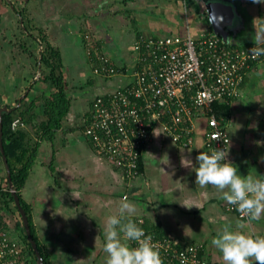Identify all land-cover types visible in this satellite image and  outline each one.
<instances>
[{
    "label": "crops",
    "instance_id": "crops-1",
    "mask_svg": "<svg viewBox=\"0 0 264 264\" xmlns=\"http://www.w3.org/2000/svg\"><path fill=\"white\" fill-rule=\"evenodd\" d=\"M207 2L217 3L220 18L231 15L230 7L234 12L225 44L254 43L255 29L264 27V4L252 0H0V108L21 107L25 112L21 128L29 151L44 120L40 114L43 97L51 92L50 84L42 80L49 69L39 63L43 45L38 37L44 36L59 50L69 68H78L65 78L67 89L74 88V92L67 93L71 107L63 127L52 142L40 141L20 192L30 206L47 264H106V218L118 214L119 202L125 198L135 205L131 217L135 222L141 219L142 225L178 246L197 247L207 264H224L211 240L225 225L240 222L246 231L264 235V215L252 221L239 219L228 210L221 193L212 185L196 184L194 170L185 165L188 160L195 165L198 152L209 151L203 112L193 121V141L188 148L177 145L155 124L141 155L142 169L132 178L94 152L78 129L87 109L78 112L72 108L73 100L92 89L98 93L86 105L96 95L112 92L131 80L136 62L133 45L138 38L216 34L208 19ZM84 34L124 72L111 78L93 74ZM86 82L92 86L88 90L82 87ZM227 123L231 140L227 159L241 176L264 175V63L248 70L239 96L229 103ZM5 176L0 156L1 184ZM0 211L12 237L20 238L22 224L14 204ZM213 220L215 223L210 222Z\"/></svg>",
    "mask_w": 264,
    "mask_h": 264
},
{
    "label": "built area",
    "instance_id": "built-area-1",
    "mask_svg": "<svg viewBox=\"0 0 264 264\" xmlns=\"http://www.w3.org/2000/svg\"><path fill=\"white\" fill-rule=\"evenodd\" d=\"M223 44L218 34L137 39L133 46L136 68L130 73L131 80L123 87L94 97L81 118L82 135L94 152L125 168V175L133 178L139 173L136 168L155 124L159 123L177 145L188 148L193 141V121L205 109L210 111L205 146L228 152L230 137L210 106L236 99L248 70L264 63V57L250 56L254 43ZM94 54L98 62L92 63L93 74L105 78L121 74L106 64L107 58L98 50ZM166 114L169 117L164 122L161 118ZM23 126L21 118L16 117L10 129L15 132ZM3 190L0 188V192ZM227 208L239 219L248 221L235 206L228 204ZM138 225L142 226L141 219ZM145 233L151 235L161 264H207L199 257L197 247H181L168 237H157L146 230ZM25 261L22 245L0 219V264H25Z\"/></svg>",
    "mask_w": 264,
    "mask_h": 264
},
{
    "label": "clouds",
    "instance_id": "clouds-1",
    "mask_svg": "<svg viewBox=\"0 0 264 264\" xmlns=\"http://www.w3.org/2000/svg\"><path fill=\"white\" fill-rule=\"evenodd\" d=\"M252 2L264 4V0ZM253 39L250 56L264 57V27L255 29ZM195 160V165L191 160L182 163L192 167L196 184L214 186L221 198L249 221L264 215V175H239L227 159L225 149L199 151ZM134 213L135 205L125 198L119 202L118 214L106 218L103 234L106 264H161L151 235L131 218ZM133 243L135 246H131ZM211 244L221 253L224 264H264V235L246 231L243 223L225 225Z\"/></svg>",
    "mask_w": 264,
    "mask_h": 264
},
{
    "label": "trees",
    "instance_id": "trees-1",
    "mask_svg": "<svg viewBox=\"0 0 264 264\" xmlns=\"http://www.w3.org/2000/svg\"><path fill=\"white\" fill-rule=\"evenodd\" d=\"M38 39L43 45V50L41 52V58L39 60V62L41 63L40 65H43V67H46L49 69L48 74L44 75V77H42V80L43 82L50 84L51 89H52L48 96L43 97V101L41 103L40 114L44 117V120L40 126V133L38 134V140L34 144V146H32L31 150L29 151L25 146L26 145L25 144V132L22 130V128L20 127L15 132L11 131L10 124L14 118L16 117L21 118L23 123L26 121L25 112L20 110L21 107H16L14 109H11L10 112L2 113V144H3L4 154L6 156L9 169H10V178H11L13 188L15 192L17 193V195L19 196L20 203L27 214L29 226L31 230V235L33 239L35 240L37 249L39 250L42 256L43 264H47V260H48L47 253L38 239L36 228L31 219L30 206L21 197L20 192L25 185V182L29 175V171L35 161L40 141L46 140V141L52 142L54 139L55 133L58 130L62 129L64 119L66 118V116L68 115L70 111L71 99L66 91L67 90V82L65 80L66 76L64 72L62 71V64H61L59 50L51 46L50 43L44 38V36H39ZM82 40L84 43V47L87 51V54L89 53L88 58H89V62L91 63V70L93 67L92 63L96 62L97 64L98 62L96 61V56L94 54V51L98 50L101 55L107 58L108 61L106 64L110 67H114L118 69L119 71H121V74H122V71L124 70L123 68H118L98 47H93V45H91L92 38L89 34H84L82 36ZM135 68H136V63L133 69ZM97 96L98 95H96L95 97ZM35 101L36 100H32L31 102L32 105H35ZM229 103H230V100L227 99L221 102H214L210 106L211 112L217 117L218 120H221L223 126H226L228 124L227 120L229 117ZM203 113L205 114L204 116L207 119V116L210 113V111L205 109ZM168 117H169L168 114H166L165 116H162L161 119L162 121L166 122V119H168ZM188 124L189 123H187V125ZM78 129L81 130V133H82L83 131L82 123H81L80 128ZM112 165L115 168L122 170L123 173L125 172V168L121 169L115 166L114 164ZM136 169L138 170V172L141 171L142 169L141 160L139 161V164L137 165ZM4 179L5 181L3 182V184L0 183V188H5V190L0 192V210H2L3 206H7L9 203L14 204L13 197L8 187L7 176H5ZM0 219L3 222V225L6 226V223L1 215V211H0ZM21 224H22V221H21ZM20 227H21L22 234L20 237L21 239L18 238V241L23 247L24 255L26 257L25 264H37L35 254L26 237L24 228L22 225ZM141 227L147 230L148 232H151L157 237H163V235L156 233L155 231H152L150 227H147L144 224ZM173 264H176V263H173Z\"/></svg>",
    "mask_w": 264,
    "mask_h": 264
},
{
    "label": "water",
    "instance_id": "water-1",
    "mask_svg": "<svg viewBox=\"0 0 264 264\" xmlns=\"http://www.w3.org/2000/svg\"><path fill=\"white\" fill-rule=\"evenodd\" d=\"M216 6H217L216 2H207L208 19L210 21V24L212 26L214 33L218 34L224 43H227L228 39H229V32L227 29L233 27L235 15L233 14L234 12L232 11L231 7L230 8L228 7L230 9V11L232 12L231 15L228 16L227 18H220L218 16L219 11L216 12V10H215ZM223 6H224V4H223ZM20 24L23 25V20L21 18H20ZM38 75H39V72H38ZM10 111H11V108H8L7 106H2L0 108V154H1L3 165H4V168L6 171V176L8 179V187H9L11 195L13 197V203H14V206L16 207V209H17V211L21 217L22 226L24 228L26 237L30 243V246H31L34 254H35L37 264H43L42 256H41L39 250L37 249V245H36L35 240L33 239L32 235H31V230H30L27 214H26L25 210L23 209V207L20 203L19 196L17 195V193L15 192V190L13 188L11 178H10L9 165H8L6 156L4 154V149H3V144H2V113L10 112Z\"/></svg>",
    "mask_w": 264,
    "mask_h": 264
},
{
    "label": "rangeland",
    "instance_id": "rangeland-1",
    "mask_svg": "<svg viewBox=\"0 0 264 264\" xmlns=\"http://www.w3.org/2000/svg\"><path fill=\"white\" fill-rule=\"evenodd\" d=\"M12 1V0H11ZM14 5H16L17 6V9L19 10V11H23V8H21V5L20 4H17L16 2H15V4ZM8 9V8H7ZM12 15V14H11ZM14 15V14H13ZM12 15V16H13ZM1 17V16H0ZM0 26H1V22H0ZM20 26V25H19ZM29 25L28 24H25V27L27 28ZM16 28H18V26L16 25ZM20 30V29H19ZM29 30H30V28H29ZM23 33V32H22ZM27 33H30V32H27ZM24 34V33H23ZM66 60V59H65ZM65 60H61V63H62V71L64 72V74H65V76L66 75H70L72 72H74V71H77L78 70V68H69L68 66H67V64L65 63L66 61ZM83 66H86L87 67V69H88V74L89 75H91L92 73L90 72V69H89V67H88V65L87 64H83ZM93 76V75H92ZM66 78V77H65ZM67 81L68 82H70L69 81V79H67ZM87 87V90L88 89H90L92 86H90L89 87V85H88V83L86 82L85 84H83L82 83V87ZM69 89H70V87H68ZM67 89L66 91H67V93H69V95L71 94H73V92H74V88H72V89ZM52 90V89H51ZM98 92H96L94 89H92V90H90V91H88L87 92V94H82L80 97H78L76 100H73V104H72V108L73 109H75V110H79L78 112H82V111H84V110H86L87 109V105H86V103H87V101L89 100V98L91 97V96H93L94 94H97Z\"/></svg>",
    "mask_w": 264,
    "mask_h": 264
}]
</instances>
